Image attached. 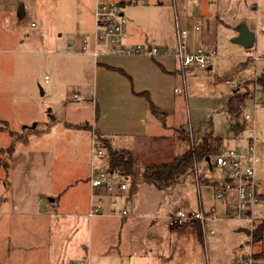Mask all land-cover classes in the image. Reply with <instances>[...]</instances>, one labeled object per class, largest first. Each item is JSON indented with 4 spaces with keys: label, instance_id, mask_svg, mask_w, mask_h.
Segmentation results:
<instances>
[{
    "label": "rangeland",
    "instance_id": "374dc122",
    "mask_svg": "<svg viewBox=\"0 0 264 264\" xmlns=\"http://www.w3.org/2000/svg\"><path fill=\"white\" fill-rule=\"evenodd\" d=\"M93 5L94 0H0V176L8 163L7 146L12 139L25 135L27 129L45 130L42 140L36 145L38 138L32 137L28 153L16 159L52 160V175L43 166L37 168V189L62 196L67 207L78 202L80 210L86 181L84 177L81 181L75 178L83 172L80 163L85 147L78 140L84 129L64 123L80 122L81 127H87L84 117L90 112L89 103L77 86L88 78L86 72L78 68L83 63L81 60L88 58L71 52L79 48L81 38L93 30ZM192 7L195 13L203 15L204 49L206 52L214 49L215 57L209 66L187 69L179 75L174 87L181 91L174 92L177 100L174 114L166 118L165 127L160 122L157 132L153 130L147 140L133 143L136 149L132 152L137 154L140 168L148 160L165 159L183 152L194 137L208 128L222 139L248 134L255 109H260L264 128V108L261 107L264 93L258 91L257 83L264 68V0H152L127 4L122 11L128 33L140 37L156 32L172 45L174 12L183 16L192 11ZM249 34L254 42L251 47H245L241 40L245 41ZM255 56L260 59L255 60ZM231 79L240 80L233 86ZM233 89L240 93L256 90L245 100L241 111L237 110V115L226 111L227 98ZM246 115L251 120L247 125L243 121ZM24 126L27 129H23ZM9 131H13V135ZM184 134L187 137H183ZM117 144L126 146L122 140L112 145ZM36 146L40 150L38 157L32 154ZM255 150L259 158L255 178L261 196L253 207V226H245L250 234L257 222L264 221V136L256 140ZM24 170L30 171L29 168ZM218 177V171L209 170L200 162L196 171L169 190L160 191L140 179L134 184L128 180L132 191L127 203L128 224H123L121 229L116 217L92 218V225H96L92 233L93 249L102 251L109 245V264H118L115 261L118 256H127L123 250L137 254L140 243L153 238L165 246L167 264H227L249 249L264 253V228L261 240L252 243L250 234L236 232L232 221L219 223L214 234L208 232L207 223V230L204 235L201 232L200 237L195 224L182 228L169 226L167 216L178 208H185L180 203L185 190L192 188L196 193V185L199 186L204 203L209 204L213 201L209 185ZM153 220L155 223H151ZM79 222L81 226H89L88 217H79ZM227 225L230 226L222 230ZM115 239L119 246L117 242L112 243Z\"/></svg>",
    "mask_w": 264,
    "mask_h": 264
},
{
    "label": "crops",
    "instance_id": "0c3cea01",
    "mask_svg": "<svg viewBox=\"0 0 264 264\" xmlns=\"http://www.w3.org/2000/svg\"><path fill=\"white\" fill-rule=\"evenodd\" d=\"M196 15L200 19L203 18V15L195 13V8L192 7V11H188L183 16H188L189 18ZM147 39H154L161 48L172 49L174 47V43L172 45L168 44L156 32L150 34V36L139 37L133 33H128L126 30L127 44L141 43ZM189 43L190 45L191 43L205 44L203 26L199 32L190 33ZM77 49L75 48L71 53L88 58V60H81L83 63L78 65L79 70L82 73L86 72L88 78L82 80V82L80 81L77 88L79 93L83 95L84 100L89 103L90 112H86L87 116L84 117L86 119L85 123L89 127H81L80 122H65L64 124L84 129L83 133H81V140L78 137V141L85 147L84 156L80 163L83 172L75 178V181H81L82 177H84L86 181L82 209L77 208L78 202H74L73 207H67L61 199L62 196L58 197L53 192L37 189V168L43 166L47 169L48 174L52 175V160L48 158L46 161L39 158L29 160L16 159L17 156L28 153L32 137L38 138L35 139L37 145V141L42 140V136L46 135V131L38 129L36 132L29 134L25 142L16 141L13 151L9 155L8 163L0 176H3L0 181V264H78V261L85 257L90 260L91 264H109L110 258L107 256V246L109 245L104 246L102 251L93 249L92 233L96 229V225H92V218L99 216L112 218L116 216L104 214L93 217L87 216L90 198L96 192L88 182L90 163L92 161L90 140L94 132H97L102 137L107 138L112 148L133 151L136 149L133 145L134 142L147 140L153 130L157 132L160 122L161 126L165 127L164 121L167 117H171L176 110L177 100L174 86L182 73L177 68L172 57L165 55L153 58L108 55L96 59L89 54L78 52ZM262 72H264V68L259 74ZM255 91L248 92L245 100L252 97ZM232 92L228 96L227 101L231 97ZM150 103L156 106L160 112H152ZM259 110H254L252 127L248 134L246 132L247 139L253 141L254 147L256 140L264 136V128L261 126V118L263 116L259 113ZM245 135L242 133L231 135L226 139L221 138V143L245 145L248 141L244 140ZM119 140L126 142V146L112 145ZM38 152H40L38 146L34 147L32 154L38 157ZM24 168H29L30 171L28 172L27 170L26 172ZM131 192L128 184L126 191L128 199L123 203L126 208L132 195ZM200 197L198 192L194 193L192 188L186 189L185 195L180 199V203L185 208L178 209L191 210L197 208L200 204ZM108 201L109 199H107L104 206V211L109 209ZM212 202L205 204L201 197V205L204 207H207ZM55 204L57 207H55ZM81 216L83 218L88 217L89 226L87 228L80 225L79 217ZM116 218H118L117 222H119L121 229L123 224H128L127 216ZM222 222L208 223V229L213 228L216 230L215 226ZM151 223H155V220ZM192 224H195L197 231V223ZM234 224L236 232H243L240 230L242 227L240 224ZM228 226L230 225L223 227L222 230L224 228L227 229ZM153 241H155L154 238L152 241L146 239L144 243H140V246L137 243L136 246H139L137 254L123 250V254H127V256H118L115 259L116 263L167 264L165 246ZM116 242L117 244L119 243L117 239L112 243L116 244ZM110 243L108 242L107 244ZM251 250L254 251L253 249ZM254 252L264 255L262 251ZM243 254H240L239 258ZM239 258H232L227 264H235Z\"/></svg>",
    "mask_w": 264,
    "mask_h": 264
},
{
    "label": "built area",
    "instance_id": "2783aa9c",
    "mask_svg": "<svg viewBox=\"0 0 264 264\" xmlns=\"http://www.w3.org/2000/svg\"><path fill=\"white\" fill-rule=\"evenodd\" d=\"M150 1L152 0H94V29L81 38L77 51L96 59L108 55L152 58L159 55L170 56L182 74L187 69L209 66L210 60L215 57V50L206 52L204 43H191V45L189 43L190 33L199 32L202 27L201 19L197 15L188 18V16H178L174 12L172 49L161 48L154 39H147L141 43H126V19L122 11L124 6ZM258 58L255 56V59ZM239 80L231 79L230 84L236 86ZM174 91L179 92L181 89L176 87ZM242 106L243 104L236 106L239 112ZM261 107L264 108V103ZM243 121L247 124L250 119L246 115ZM105 153L103 141L93 134L90 140L92 161L88 182L96 192L90 198L87 216L104 214L126 217L128 210L123 203L128 199L126 194L128 178L118 169L109 167ZM258 162L259 158L251 139L245 145L221 143L218 150L209 157V163L204 161L209 170L214 169L219 173L217 181L209 185L212 189L213 202L207 207L202 206L199 186L196 185L200 197L199 206L191 210H175L167 216L169 226L180 228L189 223H197L203 235L207 230V223L232 221L243 227L253 226L255 222L253 207L261 196L259 182L255 178ZM196 170L197 166L194 171ZM107 199H109V209L104 211ZM214 231L213 228L208 229L209 233ZM78 264H91V262L89 259H82ZM235 264H264V255H259L250 249Z\"/></svg>",
    "mask_w": 264,
    "mask_h": 264
},
{
    "label": "trees",
    "instance_id": "16d2710c",
    "mask_svg": "<svg viewBox=\"0 0 264 264\" xmlns=\"http://www.w3.org/2000/svg\"><path fill=\"white\" fill-rule=\"evenodd\" d=\"M259 90L264 92V72H262L257 80ZM248 92L240 93L238 90L232 92L231 97L226 103V111L230 114L236 115L238 104H243ZM152 112L159 113L160 111L152 103L149 104ZM6 126V122L2 123ZM87 125L88 124H84ZM86 127V128H87ZM23 129H27L24 126ZM35 131L27 129L25 135L12 139L11 143L7 146L9 154L13 151L14 143L16 141L25 142L27 136ZM10 135H13V131H9ZM94 134L100 138L105 146V160L110 168L118 169L123 175H125L131 184H134L138 179L148 183L158 190H169L174 185L182 182L190 173L195 169V166L200 162H204L207 157H211L219 148L221 144V138L213 134L212 129H206L202 134L194 137L191 141V145L183 152L167 156L165 159L148 160L140 168L138 163L137 154L128 149H115L106 142L99 133ZM187 135H183V137ZM133 186V185H131ZM264 228V221L257 222L251 230V242L255 243L261 240L262 231ZM197 232L200 237V229L197 224Z\"/></svg>",
    "mask_w": 264,
    "mask_h": 264
},
{
    "label": "water",
    "instance_id": "95a60500",
    "mask_svg": "<svg viewBox=\"0 0 264 264\" xmlns=\"http://www.w3.org/2000/svg\"><path fill=\"white\" fill-rule=\"evenodd\" d=\"M19 13L22 14V6H20V8H19ZM241 41H242V43L244 44L245 47H251L253 45L254 39H253L252 34H249L245 41L244 40H241ZM205 161L207 163H209V157H207L205 159ZM240 230H242L243 232H245L247 235L250 234V229H248L247 227H243L242 226L240 228Z\"/></svg>",
    "mask_w": 264,
    "mask_h": 264
}]
</instances>
